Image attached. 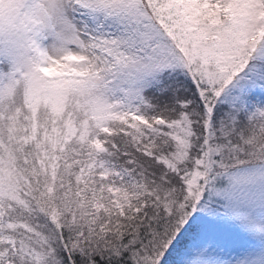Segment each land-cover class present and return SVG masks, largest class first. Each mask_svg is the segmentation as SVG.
Segmentation results:
<instances>
[{
    "label": "snow or ice",
    "instance_id": "1",
    "mask_svg": "<svg viewBox=\"0 0 264 264\" xmlns=\"http://www.w3.org/2000/svg\"><path fill=\"white\" fill-rule=\"evenodd\" d=\"M0 264H264V0H0Z\"/></svg>",
    "mask_w": 264,
    "mask_h": 264
}]
</instances>
